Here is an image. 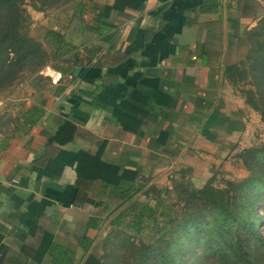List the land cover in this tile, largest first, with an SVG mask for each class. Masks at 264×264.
I'll list each match as a JSON object with an SVG mask.
<instances>
[{
    "label": "crops",
    "instance_id": "crops-1",
    "mask_svg": "<svg viewBox=\"0 0 264 264\" xmlns=\"http://www.w3.org/2000/svg\"><path fill=\"white\" fill-rule=\"evenodd\" d=\"M86 13L91 22L97 10ZM262 18L264 0L112 8L85 41H73L97 50L91 62L68 74L47 64L13 89L0 119V231L8 253L48 231L77 261L79 238H97L119 205H150L157 191L179 183L200 187L253 144L259 113L224 67L242 47L238 36ZM91 218L99 228L87 226Z\"/></svg>",
    "mask_w": 264,
    "mask_h": 264
},
{
    "label": "trees",
    "instance_id": "trees-1",
    "mask_svg": "<svg viewBox=\"0 0 264 264\" xmlns=\"http://www.w3.org/2000/svg\"><path fill=\"white\" fill-rule=\"evenodd\" d=\"M37 1L46 3L43 0ZM73 1L76 2V0H52L53 3ZM142 2L143 0H115L112 5H100L91 2V0L79 1V8L75 3L72 4L75 6V11L72 14L73 17L77 16L76 19L80 25L85 22L82 17L84 12H87L89 8L97 10L91 22L86 21L85 27L92 28L112 8L118 10L127 6L138 8ZM23 4L24 0H0V57L8 53L9 50L6 48L8 45L16 55V65L9 73L11 81L19 76V70L28 64L34 56L43 55L45 58L46 55V49L38 41L31 45L30 42H33V39L26 34V31L24 32V28L27 26V16L24 13ZM43 40L53 48L49 55L55 56L56 61L49 63L48 57V59H43L39 65L49 64L61 74L71 73L75 66L83 65L84 61L91 62L97 52L93 47L87 45L80 47L70 40H66L60 29L49 28L45 32ZM236 45H246L244 56L241 59H230L225 64L224 74L233 83L252 86V88L244 89L246 100L259 112L261 120L264 122V18L260 19L251 29L245 30L242 36H238ZM32 49L38 51L30 53ZM237 50L232 49V54L238 56ZM26 60L30 61L26 62ZM5 62L2 66L0 65V73L5 71V65L11 66ZM238 155L242 157L249 168V174L244 178L227 180L225 186L215 187L211 184L212 177H209L200 187H195L190 182L176 184L173 189L177 191L178 188H188L187 185H189L190 190L187 192L189 196L181 205H186L187 209L195 201H199L200 205L204 207L196 213L190 212L192 219L188 215L187 224L194 225L196 220L204 218L205 215H214L222 219L215 227H210L208 221H202L200 224V230L205 236L207 235V250L209 252L210 248L211 254H213V257L209 258L208 264H264V242L257 249L254 248L255 245H252L255 244L254 235L262 239L258 229L260 219L256 205L260 202H263L264 205V187H262L264 186V142L243 148ZM155 194L157 200L154 206L143 202L119 205L116 209L118 214L111 219L110 227L130 228L139 232L149 224L151 219H154L153 226L157 229V216H165L166 221L171 219L176 210L174 204L160 203L162 200L160 190ZM98 223L97 218H91L87 226L97 229L99 228ZM93 240L95 242L96 237L83 236L79 238L78 242L84 253L94 243ZM2 264H76V254L61 242L54 240L50 232L44 231L36 242H23L17 250L7 253ZM82 264L99 263L96 259H90L89 256Z\"/></svg>",
    "mask_w": 264,
    "mask_h": 264
},
{
    "label": "rangeland",
    "instance_id": "rangeland-1",
    "mask_svg": "<svg viewBox=\"0 0 264 264\" xmlns=\"http://www.w3.org/2000/svg\"><path fill=\"white\" fill-rule=\"evenodd\" d=\"M43 1L46 3L44 4L37 0H24L23 8L27 16V26L24 28V32L26 31V34L33 39V42H30L31 45L38 41L46 49L45 58L43 55H36L31 61L28 60L30 62L26 60L28 64L19 70V76L11 81L9 73L16 65V55L9 49V45L7 47L4 45L9 51L0 57V65L2 66L4 61H6L5 63L11 64V66L5 65V71L0 73V96L2 97L8 98V94L19 86L21 82L29 78L32 79L41 68L46 67L47 64L44 66L39 65L43 59H48L49 57V63L56 61L55 56L49 55L53 51V48L43 40L44 34L49 28L56 26L59 29V23L63 24L64 29H68L64 30L66 31L64 33L66 40H70L72 43L73 41H77L78 43L85 41L84 36L88 34L89 28L85 27V25L87 20L90 21V18L87 13L84 12L82 14L85 22L80 23V25L76 19L77 16L73 17V14H70L72 13V4L77 2V7L79 8L78 1L82 0L66 3L54 2L55 4L52 0ZM245 50L246 48L242 45L240 50H238L240 56L232 54L231 59H241L244 56ZM34 51L38 50L32 49L30 53ZM249 87L252 88L250 84L247 87L245 86V88ZM258 115L260 116V114ZM252 127L254 129H250H252L254 135V142L248 147L264 142V122L261 120V117L259 120L256 115ZM241 150L236 155L225 160L213 171L210 176L212 177V185L222 187L225 186L227 180H238L249 174V168L242 160V157L238 155ZM187 187H180L177 191L173 190V188L161 194L162 200L160 203H173L176 210L168 221H166L167 218L165 216H157V229L153 226L154 219L149 220V224L139 232H135L130 228H112L106 226L100 231L95 242L87 251L88 253H81L78 256L76 264H82L89 256L90 259H96L99 264H208L209 258L213 257V254H211L210 248L209 252L207 250V235L205 236L200 230V224L202 221H208L210 227H215L222 219L214 215H205L204 218L196 220L194 225L187 224L186 221L189 219L190 212L196 213L200 208H204L200 205L199 201H195L187 209L186 205H181L189 196L187 193L190 190L189 185ZM140 200L145 201L146 197L144 198L141 195ZM148 201H150L151 206H154L156 198L149 199ZM263 206V202L256 205L259 210L258 218L260 219L258 229L262 238L260 239L257 235H254L253 240L255 244L252 245H255L254 248L256 249L264 242ZM190 218L192 219L191 216Z\"/></svg>",
    "mask_w": 264,
    "mask_h": 264
},
{
    "label": "water",
    "instance_id": "water-1",
    "mask_svg": "<svg viewBox=\"0 0 264 264\" xmlns=\"http://www.w3.org/2000/svg\"><path fill=\"white\" fill-rule=\"evenodd\" d=\"M4 237L5 234L0 231V264H2L9 251V246L3 240Z\"/></svg>",
    "mask_w": 264,
    "mask_h": 264
},
{
    "label": "built area",
    "instance_id": "built-area-1",
    "mask_svg": "<svg viewBox=\"0 0 264 264\" xmlns=\"http://www.w3.org/2000/svg\"><path fill=\"white\" fill-rule=\"evenodd\" d=\"M7 101H8L7 97L0 96V119H1L2 115L5 113ZM2 137H3V133H2V130L0 128V142L2 140Z\"/></svg>",
    "mask_w": 264,
    "mask_h": 264
}]
</instances>
